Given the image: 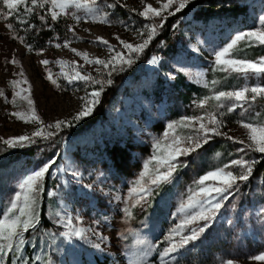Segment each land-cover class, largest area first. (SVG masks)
I'll return each mask as SVG.
<instances>
[{
  "label": "rangeland",
  "instance_id": "rangeland-1",
  "mask_svg": "<svg viewBox=\"0 0 264 264\" xmlns=\"http://www.w3.org/2000/svg\"><path fill=\"white\" fill-rule=\"evenodd\" d=\"M124 2L128 9L143 8L140 0ZM147 3L159 7L156 0H147ZM228 5L244 8L245 18L240 15L233 22L227 21L221 16V10ZM128 9L117 7L108 10L112 13L111 25L81 21L75 25L76 34L81 39L72 40L71 47L88 52L90 57L107 58L108 53L103 46L91 43L97 36L108 39L112 44H118L115 35L129 42H138L135 29L145 21ZM261 13H264V0H201L196 7L187 6L177 13L179 16L170 26L168 35L150 44L148 49L152 54L147 59L142 61L141 55L127 71L113 75V86L103 94L107 100L105 111L92 126L61 137L65 127L50 140H38L30 147L13 150L16 162L5 170L6 174L0 172V206L7 204L9 197L14 195L16 184L23 175L42 162L50 159L57 162L50 176L56 185L46 192V216L52 225L42 236L26 239L24 256L29 264H37V256L40 257L38 264H131V261L138 259H142L144 264H160V255L167 246L163 237L182 218L178 212L179 206L187 200L189 187L200 176L199 171L222 167L236 157V149L240 145L223 137H214L190 156L181 157L186 167L178 168L170 183L163 184L146 203L135 207L131 206L129 200L131 182L151 156L153 142L163 137L169 122L216 110L215 101H209L205 109L197 106L199 99L214 92V85L208 79V71L212 69L214 60L212 53L230 42L238 31L255 27L256 18ZM59 20L62 21L63 30L58 29L52 43L42 48V56L28 53L22 44L12 40L5 22L0 21V89L11 98L12 89L8 81L17 78L13 73L19 69L6 64V58L15 55L32 85L38 114L46 124L58 119H70L79 111L80 97L86 94L84 85H67L62 79L59 80L62 90H57L45 79V70L39 63L41 59H63L83 64L80 57L68 48L54 46L72 39L67 27L75 22L71 18ZM9 22L16 24L14 18ZM124 24L130 25L128 31ZM19 26L17 31L21 35L25 28ZM40 26L44 30L50 29L43 23ZM165 28L166 24L159 34ZM153 56L159 58L157 65L148 63ZM177 63L193 74L202 72L209 86L205 87L192 76L177 72ZM48 67L54 73L60 71L54 63ZM84 71L97 75L94 68L87 65ZM169 73H174L176 78L183 75L186 83L195 84L201 91L199 94L193 93L187 104L181 102L179 93L184 90L176 88V79H169ZM237 78L238 85L226 91L245 83H264V78H250L247 81L238 75ZM158 81H162V85H158ZM177 106L181 109L179 119L171 116V109ZM21 107L26 108V104L22 103ZM16 110L0 98V137L8 138L34 130V125L24 124L9 115ZM240 111L237 109L223 117L226 123L223 131L246 139V130L237 123L242 118ZM255 113H260L264 118V101L253 104L244 118H250ZM177 132L187 135L189 130L177 129ZM217 152L221 153L220 157L216 156ZM245 155L259 159L261 154L248 152ZM74 171H78L80 176H73ZM4 175H8L7 181ZM48 192H55L56 195L49 196ZM125 207L131 211L130 217L122 211ZM56 213L70 215L75 225L93 231L87 233V240L73 238L69 243L60 235L67 229L62 221L58 222L60 218ZM76 217L80 220L77 221ZM94 244L100 247L96 248ZM225 249H229L227 256L222 255ZM261 252H264V171L254 173L252 179L241 184L240 191L224 202L212 227L199 240L175 254L173 264H224L229 259L236 264H264V261L250 259Z\"/></svg>",
  "mask_w": 264,
  "mask_h": 264
},
{
  "label": "snow or ice",
  "instance_id": "snow-or-ice-1",
  "mask_svg": "<svg viewBox=\"0 0 264 264\" xmlns=\"http://www.w3.org/2000/svg\"><path fill=\"white\" fill-rule=\"evenodd\" d=\"M193 0H156L159 7L147 3V0H140L142 10L136 8L128 9L124 0H0V21L5 22V28L11 32V39L22 44L28 53H35L42 56L43 49H35L27 43L17 31V26L23 24L26 30L31 31L35 25L31 24L28 17L34 14L48 27L50 21L55 23L60 18H71L75 23L67 27L72 33V39H66L63 44L56 43V48H68L75 56L80 57L83 64L76 60L57 59L50 61L41 59L40 65L45 70L47 79L57 90H62L59 80H64L67 85L82 84L85 86L86 94L80 97L81 104L70 119H58L53 123H45L38 114L36 101L33 98L32 85L29 82L23 65L15 55L6 58V64L18 68L13 73L16 79L8 81L12 89V96H6L3 89H0V98L16 108V111L9 113L17 121L24 124L34 125L31 133L0 137V152L8 150L24 149L38 142V140H50L57 136L65 127H75L82 120L92 116L95 109L101 104L102 96L114 84L113 75L127 71L131 68L153 40L158 36L159 31L165 27L169 17L176 16L182 12ZM23 6V11H21ZM117 7L128 9L129 12L141 17L145 23L135 29L138 42L133 43L115 35L114 39L118 44H112L108 39L97 36L91 43L103 46L107 58L90 57L88 52H82L71 47L72 40H79L75 31V25L81 21L85 23H97L111 25V12ZM4 9H7L5 11ZM82 13V15H81ZM15 19L16 24L9 22ZM125 30L130 29L129 24H124ZM177 27V25H173ZM88 31V29H85ZM240 42L247 46H264V13L256 18V26L247 31H238L225 46L214 50L212 55V70L222 72L226 75L236 74L245 81L250 78L257 80L264 78V55L249 59L235 55ZM51 44L52 41L50 40ZM163 43V41H161ZM158 57L153 56L148 63L158 64ZM54 63L60 68L54 73L49 64ZM93 67L97 75L84 71V66ZM176 71L186 76H192L197 82L208 87L202 72L191 73L188 69L177 63ZM169 79H176L174 73L168 74ZM217 80L211 84L216 85ZM25 85L26 87H22ZM88 89H91L90 91ZM209 101H215V111L206 112L200 116H186L179 121H172L167 124V130L162 138L153 142L152 154L144 162L142 170L137 173L135 180L129 187V200L131 206L135 207L146 203L148 199L157 192L163 184L170 183L178 168L186 167L181 157L190 156L192 153L208 144L214 137H223L234 144L240 145L236 149V157L224 163L222 167H215L207 170L203 175L198 176L189 187L188 198L181 202L178 212L182 214L179 222L169 228L163 241L167 246L160 255V264H173L175 254L184 250L189 244L199 240L201 236L212 227L217 215L224 207V202L234 197L240 191L241 184H246L253 178L256 166L264 161V118L260 113L252 114L250 118H244L252 105L258 101H264V83L249 85L247 83L231 91H215L212 95L205 96L198 100L197 106L205 109ZM227 102V103H226ZM26 104L22 108L21 104ZM224 109V111H220ZM241 109L239 115L242 117L237 121L238 125L246 130V139H239L223 131L226 126L224 116ZM177 129H187V135H181ZM248 152L261 154L260 158L248 157ZM217 157L221 153H216ZM55 159L42 162L30 172L23 175L16 184L14 195L10 196L7 204L0 206V264H29L24 256V246L28 242L25 234L38 230L41 224L40 198L45 193V180L53 175ZM73 176L79 177L80 173L74 171ZM66 183V182H65ZM91 187V186H89ZM47 195L55 196V192H48ZM119 199V197H117ZM126 216L132 213L128 207L122 209ZM56 216L63 222L67 229L60 233L69 243L73 238L87 240V233L93 231L79 227L73 223L70 215ZM77 221L79 217L75 218ZM106 219V217H105ZM91 243V241H88ZM99 248V244L93 245ZM250 259L264 261V252L252 255ZM37 264L40 257H36ZM79 264V262H75ZM131 264H144L142 259L133 260ZM224 264H236L234 260H227Z\"/></svg>",
  "mask_w": 264,
  "mask_h": 264
},
{
  "label": "trees",
  "instance_id": "trees-1",
  "mask_svg": "<svg viewBox=\"0 0 264 264\" xmlns=\"http://www.w3.org/2000/svg\"><path fill=\"white\" fill-rule=\"evenodd\" d=\"M223 1H229V0H223ZM201 0H195L192 3H190L188 6L196 7L198 4H200ZM243 16L245 18V9L239 7V5H228L227 7L223 8L221 10V16L224 17L227 21L233 22V20H237L239 16ZM179 15H176L172 18L168 19V22L166 23L165 30L159 34L154 40V43L159 42L161 39L165 38L168 35V31L170 29V26L172 23L176 20V18ZM28 20L31 24L35 25V28L31 31L26 30V26L23 24H20V26L24 27L23 33L21 34L25 41L31 45L35 49H42L45 48V46L49 43V41L53 40L56 32L59 30H63L62 27V21L58 20L55 23H50L51 27L48 30H44V27L40 26L42 23L38 19L37 15H33L31 17H28ZM16 22V21H15ZM19 26V25H18ZM19 26V27H20ZM264 46H247L244 44V42H240L238 45L237 50L234 52L235 55L243 56L245 58L253 59L257 58L259 54H262L264 52L263 49ZM152 54L151 49H147L143 54V60L147 59ZM264 54V53H263ZM208 79L210 81L217 80L218 83L214 85L215 91H226L232 88V86H237V82H239V78H237L236 74L232 75H226L222 72H214L212 69H209L208 71ZM158 85H162V81L157 82ZM175 86L177 89H183L184 91H180V101L183 103H188L192 97L193 93L199 94L201 91V88L196 86L192 83H186L185 77L183 75H178L176 78ZM156 90V89H155ZM106 97L105 95L102 96V102L101 104L95 109L92 116L82 120L79 124H77L75 127H67L65 128L62 133L61 137L66 134H73L78 133L85 129L88 126H92L104 113L105 107H106ZM213 104V103H212ZM213 107V106H212ZM171 116L175 119H179L181 115V109L179 106L176 108L171 109ZM230 115V114H229ZM235 114H232L231 116H234ZM232 118V117H231ZM14 152L13 150H8L6 152H0V172L3 171L4 174L7 172L5 171L9 166H11L13 163L16 162V159H14ZM57 160H59L57 158ZM264 171V161H262L259 165L256 166L255 173L263 172ZM200 175L202 173L206 172V170H200ZM6 176V181L9 179L8 175ZM1 177V176H0ZM4 179V178H3ZM1 181V179H0ZM56 185L55 180H51L50 176L46 178L45 180V193L41 195L40 198V213H41V224L38 228V230L33 231L31 233L25 234V237L27 240H32L34 237L42 236L45 231L49 229V227L52 225L50 221L47 219V196L46 192L49 188H52ZM3 189V188H2ZM229 254V249H225L222 252V255L227 256Z\"/></svg>",
  "mask_w": 264,
  "mask_h": 264
}]
</instances>
